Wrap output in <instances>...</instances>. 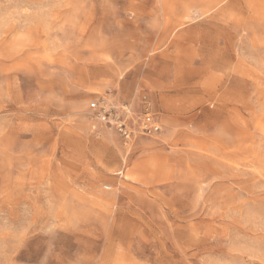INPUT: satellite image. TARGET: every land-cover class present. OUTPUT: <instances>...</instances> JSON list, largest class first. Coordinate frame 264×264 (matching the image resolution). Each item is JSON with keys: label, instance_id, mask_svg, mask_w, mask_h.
Wrapping results in <instances>:
<instances>
[{"label": "rangeland", "instance_id": "obj_1", "mask_svg": "<svg viewBox=\"0 0 264 264\" xmlns=\"http://www.w3.org/2000/svg\"><path fill=\"white\" fill-rule=\"evenodd\" d=\"M0 264H264V0H0Z\"/></svg>", "mask_w": 264, "mask_h": 264}, {"label": "built area", "instance_id": "obj_2", "mask_svg": "<svg viewBox=\"0 0 264 264\" xmlns=\"http://www.w3.org/2000/svg\"><path fill=\"white\" fill-rule=\"evenodd\" d=\"M91 107H95V104H92ZM102 118H103V121L107 122V123H112L114 122V115L108 111V110H105L102 112ZM146 125H149V129L152 130V131H157L158 130V126H155L152 121H151V118L148 116L146 117ZM121 130H123L121 128Z\"/></svg>", "mask_w": 264, "mask_h": 264}]
</instances>
